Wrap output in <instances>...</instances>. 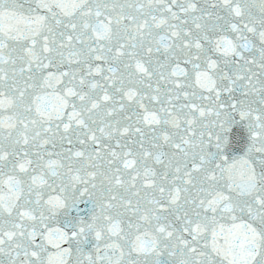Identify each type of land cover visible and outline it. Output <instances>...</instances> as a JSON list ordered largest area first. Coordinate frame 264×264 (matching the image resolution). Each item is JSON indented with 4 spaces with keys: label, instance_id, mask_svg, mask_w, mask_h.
I'll list each match as a JSON object with an SVG mask.
<instances>
[{
    "label": "snow or ice",
    "instance_id": "snow-or-ice-1",
    "mask_svg": "<svg viewBox=\"0 0 264 264\" xmlns=\"http://www.w3.org/2000/svg\"><path fill=\"white\" fill-rule=\"evenodd\" d=\"M0 264H264V0H0Z\"/></svg>",
    "mask_w": 264,
    "mask_h": 264
}]
</instances>
